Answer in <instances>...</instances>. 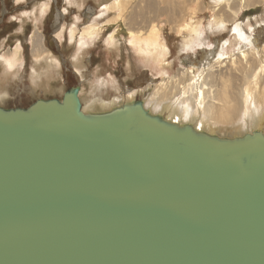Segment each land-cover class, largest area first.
<instances>
[{"label": "water", "instance_id": "water-1", "mask_svg": "<svg viewBox=\"0 0 264 264\" xmlns=\"http://www.w3.org/2000/svg\"><path fill=\"white\" fill-rule=\"evenodd\" d=\"M80 87L0 106V264H264V134L224 139Z\"/></svg>", "mask_w": 264, "mask_h": 264}, {"label": "bare ground", "instance_id": "bare-ground-1", "mask_svg": "<svg viewBox=\"0 0 264 264\" xmlns=\"http://www.w3.org/2000/svg\"><path fill=\"white\" fill-rule=\"evenodd\" d=\"M215 1L217 4L215 9L218 8V12L214 15L211 26L204 27L197 19L202 1L190 0V7L184 10L186 13L181 21H177L178 24L173 30L181 36V52L195 53L198 48L209 45L205 38L207 29L212 33L215 30L224 29L228 23L235 22L240 10L238 9L239 4L241 8L253 5L252 0ZM67 2L71 3L72 0H67ZM146 2L147 0H107L101 3L100 12L104 18L105 15L113 14L107 19L108 22L123 21L120 23L122 32L119 29L116 30L117 32L112 33L106 39L105 44L107 46L116 45V40L120 38L119 35L124 32L123 27H128L129 35L126 36L125 42L135 51L136 55H139V60L143 65L148 66L153 73L155 72V75H160L162 78L155 83L151 99L145 106L148 112L161 116L180 127L191 126L201 134L218 135L224 139L243 137L254 131L264 134V45L260 49L254 47L255 42L251 41L250 33H247L242 25L233 24L232 30L236 34L235 46L239 50L237 53L228 52V48L226 49L228 41L225 40L221 44L222 47L220 46V51L216 50L213 59H207L199 65L179 68L172 74L173 65L169 61L172 49L163 35L164 20L163 22L160 20L168 8L161 7L163 0H155L150 9L156 7L157 9L151 11L154 15L151 16L150 23L141 25L143 22L141 14L146 10L143 3L146 4ZM48 3L39 6L37 20L44 18L48 12ZM226 8L235 12L234 15ZM97 26H99L98 23H90L80 30L77 26L71 27V39H75L77 34L80 36L77 40V54L74 57L79 66L76 69L79 73L83 72V50L91 45L88 39H93L96 33L99 35L98 29L100 28ZM32 44L36 59L32 69V82L34 84L40 82L43 78L42 73L46 75L50 73V79L58 76L60 74L59 62L55 57L47 55L46 46L39 32L35 34ZM20 48L17 47L13 52L0 55L1 104L11 95V82L20 76L23 68L24 59ZM187 60H189L188 57ZM95 82L96 84L91 89L94 95L84 96L83 89L80 97L82 111L87 114H108L122 107L125 99L127 104L134 103L135 96L140 90L126 91V96L120 94V86L111 74L109 77L98 75ZM42 83L47 89L50 88L48 79L42 80ZM110 86L114 93L108 92L107 89ZM103 92L112 96L105 98L101 95Z\"/></svg>", "mask_w": 264, "mask_h": 264}, {"label": "rangeland", "instance_id": "rangeland-1", "mask_svg": "<svg viewBox=\"0 0 264 264\" xmlns=\"http://www.w3.org/2000/svg\"><path fill=\"white\" fill-rule=\"evenodd\" d=\"M103 1L107 0H72L71 3H68L67 0H0V55L13 52L17 47H21V55L24 59L20 76L11 82V95L3 104L1 102L0 106L5 109H27L39 99H61L66 90L78 86L80 87V97L83 89V95L90 97L94 95L91 89L96 84L95 81L98 75L109 77V74L115 77L117 84L120 86L119 92L122 95L126 96V91L140 89L141 91L139 90V93L135 96V101L141 99L144 102V106H146L151 99L155 83L162 78L160 75H155V72L153 73L148 66L143 65L139 60V55H136L135 51L125 42L126 36L129 35L128 27H123L124 32L119 35L120 38H116V45L107 46L105 44L106 39L112 33L117 32L116 30L119 29L122 32L120 23H123V21L108 22L107 19L113 14L105 15V18L101 16V3ZM154 1L147 0L146 4L143 3L146 14L150 7H153ZM201 1L202 6L197 13V19L202 22L204 27H210L214 15L218 12V8L215 9L216 1ZM235 1L239 0H232V2ZM186 2L185 0H163V5L161 6L168 8L166 10L167 13L164 12L160 20L162 22L164 20L162 24L165 29L163 35L172 49V55L169 58L173 65L172 74L179 68L199 65L207 59H213V55L220 51L221 44L225 40L228 41L226 45L228 52L237 53L239 50L235 46L236 34L232 30L235 24L242 25L247 30V33H250L251 41L256 43H254V47L260 49L264 45V2L263 0H252L251 4L253 5L247 7L248 9L245 8L246 6L241 8V4H239L240 8L238 7V9L240 10L234 23H228L224 29L215 30L213 33L207 29L205 38L209 45L198 48L195 53L181 52V36L177 35L173 30L186 13L184 10L190 7V0H186ZM44 3H48V12L44 18L37 20L36 16L39 13V6ZM182 4L185 5L183 6ZM129 9L128 11L130 12L131 9ZM154 9H157V7L150 9L147 15L145 13L141 14L143 21L141 25L150 23V18L154 15L151 14V11H154ZM227 10L232 14L235 13L229 9ZM129 12L127 13L129 14ZM90 23H98L99 26L97 28H100L98 29L99 35L96 33L93 39H88L91 45L83 50V72L79 73L76 70L79 66L74 57L77 54V40H79L80 36L77 34L75 39L72 40L70 30L73 26H77L80 30ZM172 26L173 28H171ZM38 32L41 34L46 46L47 55L55 57L60 65V74L53 79H50V73L47 75L42 73V80L48 79L50 81V88L48 89L43 85L42 80L34 84L31 79L33 75L32 69L36 61L32 42ZM187 57L189 60H187ZM108 88V92L114 93L111 86ZM103 94L101 95L105 98L112 96L107 95L108 93L106 92H103ZM123 103L127 104L126 99L125 101L123 100ZM214 136L219 137L218 135Z\"/></svg>", "mask_w": 264, "mask_h": 264}]
</instances>
